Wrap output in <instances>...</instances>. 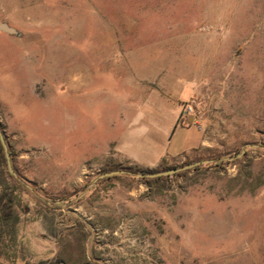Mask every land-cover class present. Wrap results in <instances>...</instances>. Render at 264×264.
<instances>
[{"label":"rangeland","instance_id":"obj_1","mask_svg":"<svg viewBox=\"0 0 264 264\" xmlns=\"http://www.w3.org/2000/svg\"><path fill=\"white\" fill-rule=\"evenodd\" d=\"M2 23L5 264H264V0H0Z\"/></svg>","mask_w":264,"mask_h":264},{"label":"trees","instance_id":"obj_2","mask_svg":"<svg viewBox=\"0 0 264 264\" xmlns=\"http://www.w3.org/2000/svg\"><path fill=\"white\" fill-rule=\"evenodd\" d=\"M0 126L2 130V125L0 124ZM176 128L177 126L175 130ZM2 132L5 136V132ZM12 163L14 166L13 157ZM151 173L155 172H150L149 174ZM160 180L161 178H157L151 181ZM23 189H25L23 182L7 171L5 155L0 144V264H5L2 259L7 241L13 242L16 239L17 227L20 223L18 208L21 206L20 194ZM39 264L45 263L41 262Z\"/></svg>","mask_w":264,"mask_h":264},{"label":"water","instance_id":"obj_3","mask_svg":"<svg viewBox=\"0 0 264 264\" xmlns=\"http://www.w3.org/2000/svg\"><path fill=\"white\" fill-rule=\"evenodd\" d=\"M0 31L11 34V35H17L18 34L14 28L10 27L6 23L0 24ZM0 143H1L3 150H4V153H5L8 171L12 176L16 177L17 174L13 168L12 161H11V154H10L9 147H8L7 142H6L5 136L1 130V126H0ZM229 159L231 160L232 158H229ZM212 162L213 161H199L196 163L186 165V166L179 168V169H172V170H168V171H164V172H155V173H151V174L134 175L133 173L128 172V171H124V170L113 171V172L105 173L104 175H102V178H109V177L117 176V175H131V176H136V177L142 178V179H144V178H160L163 176L168 177L171 175H175L178 172L185 171V170H191V169H194L198 166H202V165L212 163Z\"/></svg>","mask_w":264,"mask_h":264},{"label":"crops","instance_id":"obj_4","mask_svg":"<svg viewBox=\"0 0 264 264\" xmlns=\"http://www.w3.org/2000/svg\"><path fill=\"white\" fill-rule=\"evenodd\" d=\"M194 127H188V128H183V127H177L176 128V130H175V132H174V134L176 133V131H177V129H185V130H191V129H193ZM171 141V140H170ZM201 143H202V138H201V136H200V140H199V143L195 146V147H197V146H200L201 145ZM194 147V148H195ZM193 149V148H192ZM191 150V149H190Z\"/></svg>","mask_w":264,"mask_h":264},{"label":"built area","instance_id":"obj_5","mask_svg":"<svg viewBox=\"0 0 264 264\" xmlns=\"http://www.w3.org/2000/svg\"><path fill=\"white\" fill-rule=\"evenodd\" d=\"M186 110L188 111V113H192L193 112V106L191 104L187 105Z\"/></svg>","mask_w":264,"mask_h":264}]
</instances>
